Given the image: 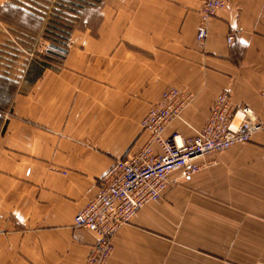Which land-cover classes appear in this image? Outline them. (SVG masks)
<instances>
[{
  "label": "crops",
  "instance_id": "1",
  "mask_svg": "<svg viewBox=\"0 0 264 264\" xmlns=\"http://www.w3.org/2000/svg\"><path fill=\"white\" fill-rule=\"evenodd\" d=\"M201 4L104 0L58 64L13 81L0 113V264L85 263L97 237L73 217L144 143L141 119L168 87L190 99L164 137L192 138L225 89L264 118V0H227L199 43ZM199 161L119 227L105 264H264V132Z\"/></svg>",
  "mask_w": 264,
  "mask_h": 264
},
{
  "label": "built area",
  "instance_id": "2",
  "mask_svg": "<svg viewBox=\"0 0 264 264\" xmlns=\"http://www.w3.org/2000/svg\"><path fill=\"white\" fill-rule=\"evenodd\" d=\"M226 5L227 0H202L196 30L199 43L207 37V21ZM233 41L234 36L228 35L227 42ZM260 95L264 99V88ZM189 99L176 87L162 92L141 119L147 134L144 143L112 163L99 178L95 196L74 215L75 226L85 227L97 237L84 264L107 262L119 227L129 223L144 205L160 199L172 173L191 176L203 167L199 161L202 157L248 142L254 133L264 132V118L258 117L247 104H234L225 89L217 95L205 123L192 138L185 139L177 132L164 137L165 128L181 118Z\"/></svg>",
  "mask_w": 264,
  "mask_h": 264
},
{
  "label": "rangeland",
  "instance_id": "3",
  "mask_svg": "<svg viewBox=\"0 0 264 264\" xmlns=\"http://www.w3.org/2000/svg\"><path fill=\"white\" fill-rule=\"evenodd\" d=\"M1 1V0H0ZM7 0H4V3ZM54 2L56 0H53ZM104 2V1H103ZM13 5L17 8H9L0 12V113L7 106V98H10L17 83L13 81L21 80L23 73L29 65L31 73L35 74L38 63L58 64L64 57L65 50L69 51L71 46V35L75 30L93 28L99 21V7L87 8L81 11L78 20L75 21L74 29H67L65 20H58L49 14L50 25L38 19L39 13H43L42 0H14ZM56 7V5H54ZM102 8V6H101ZM52 12V11H51ZM27 13H32L31 16ZM67 13H72L68 11ZM101 13V9H100ZM65 19H67L65 17ZM59 30H63L65 38L63 45L57 47L64 51L51 49L46 51L49 44H56ZM61 33V31H60ZM67 37V39H66ZM66 45H65V43ZM58 45V44H57ZM4 118L0 116V127Z\"/></svg>",
  "mask_w": 264,
  "mask_h": 264
},
{
  "label": "trees",
  "instance_id": "4",
  "mask_svg": "<svg viewBox=\"0 0 264 264\" xmlns=\"http://www.w3.org/2000/svg\"><path fill=\"white\" fill-rule=\"evenodd\" d=\"M14 0H7L0 8V12H3L6 9L9 8H17L19 6L13 5L12 2ZM104 0H56L55 2L53 0H42V6L44 9L41 8L43 13H39L38 19L41 20V22H45L46 25H50L47 21L49 20V14L56 18V24L59 23L58 20H65V22L68 24L66 27L67 29H74L73 27L75 25V21L78 20L79 16L81 15V11L86 10L87 8H94L99 7V17H101L100 9L103 5ZM56 5V7H54ZM52 11V12H51ZM68 11H71L72 13H67ZM32 13H27V15L31 16ZM65 17L67 19H65ZM84 28H87L85 26ZM61 31V33H60ZM65 34L63 30H59L57 38H56V44H49L46 51H51V49H56L60 51H64L63 48H59L60 44L63 45L62 39L65 38ZM67 39V37H66ZM65 43V42H64ZM58 44V45H57ZM66 45V43H65ZM66 51V50H65ZM60 58H63V56H60Z\"/></svg>",
  "mask_w": 264,
  "mask_h": 264
}]
</instances>
